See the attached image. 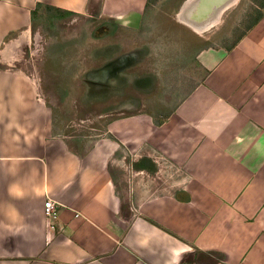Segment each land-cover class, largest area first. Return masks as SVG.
<instances>
[{
  "label": "crops",
  "instance_id": "1",
  "mask_svg": "<svg viewBox=\"0 0 264 264\" xmlns=\"http://www.w3.org/2000/svg\"><path fill=\"white\" fill-rule=\"evenodd\" d=\"M93 4L106 79L113 69L116 88L143 101L110 110L105 137L79 149L53 132L30 78L0 70V264H264V9L231 50L198 51L203 76L169 105L157 91L144 98L150 75L128 79L104 39L119 27L138 36L146 0H0V46L38 18ZM118 152L133 178L160 175L161 160L181 178L158 195L133 184L123 200L109 169ZM46 198L60 205L53 228Z\"/></svg>",
  "mask_w": 264,
  "mask_h": 264
},
{
  "label": "rangeland",
  "instance_id": "2",
  "mask_svg": "<svg viewBox=\"0 0 264 264\" xmlns=\"http://www.w3.org/2000/svg\"><path fill=\"white\" fill-rule=\"evenodd\" d=\"M192 1L159 0L146 12L138 36L129 28L119 27L112 37L104 38L109 40L107 45L124 55L126 60L122 66L129 65L124 69L128 79L141 77L144 73L150 75L153 86L145 91L148 93L146 99L150 91L153 94L157 91L169 105L171 94L188 90L204 74L195 61L198 51L230 46L254 19L259 5L264 3V0H235L216 24L197 34L178 18ZM97 5L93 4L92 9L83 14L54 15L47 24L46 18L43 17V23L38 18L32 32L10 34L0 46V70L21 72L32 80L37 99L49 109L53 132H58L71 146L79 149L105 137L108 122L117 114L110 110L116 111L121 103L130 99L138 100L136 107L143 101L141 94L135 98L131 96L133 91L136 92L132 85L116 88V82L110 81L116 76L113 69L106 79L104 73L108 72L109 63H105L104 57L100 58V50L105 44L96 38L102 34L100 26L105 20L94 15ZM138 56L140 60L135 63ZM95 74L100 78L93 79ZM107 80L111 90L98 94L100 85L93 82L102 84ZM130 113L125 111L124 114ZM119 157L118 152L109 169L123 200L132 199L134 185L148 194L158 195L166 193L173 181L181 178L163 160L160 175L133 178L128 175L129 166L117 161ZM174 172L178 176L173 175ZM125 211L124 215H127L129 209Z\"/></svg>",
  "mask_w": 264,
  "mask_h": 264
},
{
  "label": "water",
  "instance_id": "3",
  "mask_svg": "<svg viewBox=\"0 0 264 264\" xmlns=\"http://www.w3.org/2000/svg\"><path fill=\"white\" fill-rule=\"evenodd\" d=\"M231 1L232 0H194L182 11L181 15L187 21L200 25L212 20L216 13ZM133 59H135V57L132 58V60Z\"/></svg>",
  "mask_w": 264,
  "mask_h": 264
},
{
  "label": "bare ground",
  "instance_id": "4",
  "mask_svg": "<svg viewBox=\"0 0 264 264\" xmlns=\"http://www.w3.org/2000/svg\"><path fill=\"white\" fill-rule=\"evenodd\" d=\"M235 0H232L230 3H228L227 5H225L223 8H221L215 15V17L203 24L197 25V24H193L189 21H187L186 19H184L182 17V15H177L179 20L186 23L195 33L197 34H201L202 32H205L206 30H208L209 28H211V26H213L214 24H216L218 22V20L220 19V16L223 14V12L229 8V6H231V3H233ZM193 2V1H192ZM236 2V1H235ZM190 4V3H189ZM188 4V5H189ZM187 5V4H186ZM187 7V6H186Z\"/></svg>",
  "mask_w": 264,
  "mask_h": 264
},
{
  "label": "trees",
  "instance_id": "5",
  "mask_svg": "<svg viewBox=\"0 0 264 264\" xmlns=\"http://www.w3.org/2000/svg\"><path fill=\"white\" fill-rule=\"evenodd\" d=\"M157 1H159V0H146V4H145V10L147 11L154 3H156ZM38 7H39V4L37 5ZM259 10H257V14H256V16L254 17V19L247 25V27L244 29V32L242 33V35H244L245 34V32L247 31V30H249L250 28H252L255 24H257L259 21H260V19L263 17V9H264V3H262V4H260L259 5ZM56 11V10H55ZM63 15H65V16H68V15H71L72 13H70V12H63L62 13ZM241 35V36H242ZM236 41H237V39H236ZM235 41V42H236ZM235 42L230 46V47H228V50H231L232 48H233V46H234V44H235ZM148 221H150V220H148ZM152 224H154V225H156V226H158L157 224H155L154 222H152V221H150ZM159 228H161L160 226H158ZM162 230H164L163 228H161ZM165 231V230H164ZM167 233H168V231H166ZM208 255H212V254H208ZM213 256V255H212ZM204 257L206 258H208V256L206 255V254H204Z\"/></svg>",
  "mask_w": 264,
  "mask_h": 264
},
{
  "label": "built area",
  "instance_id": "6",
  "mask_svg": "<svg viewBox=\"0 0 264 264\" xmlns=\"http://www.w3.org/2000/svg\"><path fill=\"white\" fill-rule=\"evenodd\" d=\"M60 205L50 198H46L43 204L44 217L48 227L53 228V221L58 215ZM62 230V228H60Z\"/></svg>",
  "mask_w": 264,
  "mask_h": 264
},
{
  "label": "flooded vegetation",
  "instance_id": "7",
  "mask_svg": "<svg viewBox=\"0 0 264 264\" xmlns=\"http://www.w3.org/2000/svg\"><path fill=\"white\" fill-rule=\"evenodd\" d=\"M97 78H100V77H97ZM109 80V79H108ZM108 80L107 81H105V82H103L102 84H99L98 83V81L97 82H93L94 84H96V85H100V87L97 89V90H99V91H97L98 92V94L100 93V94H104L105 92H107V91H109V90H111V86H109V82H108ZM111 81V80H110ZM93 88V87H92ZM93 90H94V88H93ZM95 91V92H96Z\"/></svg>",
  "mask_w": 264,
  "mask_h": 264
}]
</instances>
